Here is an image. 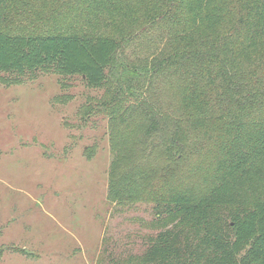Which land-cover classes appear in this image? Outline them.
Returning <instances> with one entry per match:
<instances>
[{
    "label": "trees",
    "instance_id": "16d2710c",
    "mask_svg": "<svg viewBox=\"0 0 264 264\" xmlns=\"http://www.w3.org/2000/svg\"><path fill=\"white\" fill-rule=\"evenodd\" d=\"M37 70L104 89L106 197L153 204L108 264H264V0H0V73Z\"/></svg>",
    "mask_w": 264,
    "mask_h": 264
},
{
    "label": "rangeland",
    "instance_id": "374dc122",
    "mask_svg": "<svg viewBox=\"0 0 264 264\" xmlns=\"http://www.w3.org/2000/svg\"><path fill=\"white\" fill-rule=\"evenodd\" d=\"M159 83L158 100L176 103L170 80ZM103 92L53 70L0 73V264H108L160 229L151 202L106 197Z\"/></svg>",
    "mask_w": 264,
    "mask_h": 264
}]
</instances>
